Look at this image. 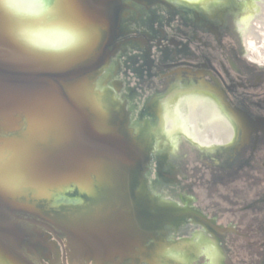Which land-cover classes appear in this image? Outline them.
<instances>
[{"label":"flooded vegetation","instance_id":"af4514ba","mask_svg":"<svg viewBox=\"0 0 264 264\" xmlns=\"http://www.w3.org/2000/svg\"><path fill=\"white\" fill-rule=\"evenodd\" d=\"M188 1L124 0L108 46L117 88L104 87L120 107L129 100L124 138L138 157L128 180L118 178L130 198L117 213L135 231L139 217L150 242L158 232L175 241L162 254L172 264H264V238L248 234L264 233V7L244 15L237 0ZM219 29L220 47L201 38L220 40Z\"/></svg>","mask_w":264,"mask_h":264},{"label":"water","instance_id":"95a60500","mask_svg":"<svg viewBox=\"0 0 264 264\" xmlns=\"http://www.w3.org/2000/svg\"><path fill=\"white\" fill-rule=\"evenodd\" d=\"M70 1L86 23L101 29L103 39L91 55L79 62L62 66L60 63L56 65L47 62L45 55L28 54L26 49L31 51L29 47H22L24 42L19 40L21 38L17 33L12 34L8 58H0V115L6 117L2 133L5 132L4 135L7 136L23 132L24 130L16 129L26 124L24 119H27L30 109L59 101L72 115L73 138L63 149L47 153L41 158L37 166L40 176L49 181L70 182L85 173L87 164L104 160L123 167L125 171L119 174V179L128 180L131 172L137 170L135 163L138 157L129 149V141L124 138L126 131L121 134L98 131L93 124L94 117L78 105L71 93L75 86L87 84L89 81L95 83L99 93L101 86L117 88L115 82H111L113 72L107 66L113 57L108 46L116 36V27L124 19V0ZM237 1L245 8L244 15L251 13L255 6L260 9L264 7V0ZM81 3L86 4L87 8L79 7ZM257 17L259 15L255 14L254 19ZM0 19H3L1 13ZM0 34L3 32L0 31ZM36 58L44 60L39 61ZM114 98L119 101L116 94ZM124 106L122 103L119 112V121L122 123L127 112ZM11 125L13 129H10ZM127 129L125 123V130ZM121 185L125 187L126 184ZM118 189L120 191L119 186ZM120 195V198L125 197L123 193ZM50 198L44 201L48 207L41 208L26 194L11 195L0 187V264H46L42 257L50 261V264H57L54 262L58 257L56 244L47 239L50 238L47 234L44 237L48 232L54 236L65 253L68 251L73 259L71 264L110 262L116 258L124 259L125 254L135 253L138 254L137 263L142 260L148 264L173 263L172 258H162V254L172 247L178 250V244L175 241H167L162 237L164 233L160 232L157 234L159 237L152 235L150 242L146 237L149 230L147 233L142 231L145 227L138 220L139 217L135 231V224L130 221L129 215L117 213V210H123L122 207H117L116 211L96 219L90 215L92 221H72L68 216L60 217L61 207H54V199ZM123 203L122 200L121 206ZM104 204H99L90 214L102 209ZM84 210L85 207L77 209L76 214L85 213ZM106 216L108 217L104 219ZM45 251L51 254H46Z\"/></svg>","mask_w":264,"mask_h":264},{"label":"bare ground","instance_id":"6f19581e","mask_svg":"<svg viewBox=\"0 0 264 264\" xmlns=\"http://www.w3.org/2000/svg\"><path fill=\"white\" fill-rule=\"evenodd\" d=\"M49 1L38 0L42 4H49ZM63 1L58 0V4L64 5ZM18 2L19 0H0V13L3 14V19H0V31L9 37L16 33L20 37V34L23 33L24 38L19 40L22 43L24 42L22 47H29L31 50L25 48L29 52L28 54L45 55L47 56V62H53L56 65L59 63L62 65L65 62L66 64L75 63L94 53L98 43L103 39L101 29L86 23L83 18L68 12V9L66 11L65 6L60 9L63 15L69 18H78V23L65 26L56 31L37 30L38 26L35 23L31 9L16 11L9 7ZM69 4L72 5L71 2ZM71 8L74 11L73 5ZM71 8L69 7V9ZM32 24H34L33 27ZM72 48L76 51H70ZM72 53L75 54L72 55ZM28 54L24 53V55ZM36 59L40 61L42 58ZM100 88L101 93L96 91L95 83L89 81L87 84H78L71 93L78 105L94 117L93 124L98 131L112 134L124 133L126 131L125 123L119 121L120 102L114 98L115 94L111 88L104 86ZM27 115V119H24L27 121L26 124L20 125L19 129H16V131L24 130L23 132L11 133L7 136L4 135V132L0 135V143L5 146L4 151L0 153V187L2 190L15 196L26 194L30 200H35V203L41 208L48 207V204L46 205L44 201L50 197H53L54 204L67 203L68 206L63 204L60 206V217L68 216V219L72 221H91L90 211H93L92 207L97 208L101 203L107 202V206L108 203L110 204V208L108 206L107 210L111 209L113 204L121 206L122 200L119 199L118 178L119 174L125 169L110 161L98 160L92 164H87L85 173L70 182L46 181L42 184L41 182L39 184L21 182L19 179L21 175L17 174L15 169H12V164L15 163H12L13 158L17 157V154L19 155L15 149L18 140L21 141L29 137L35 130L46 132V135H43V137H46L44 140H46L47 132L53 129L58 133L57 140L62 142V147L63 144L66 147L73 138L72 115L64 109L59 101L35 106L27 112ZM9 127L11 129L12 125ZM38 138H40V134L37 136ZM68 186L69 189H67ZM58 192L60 193L58 194ZM66 196H69V198L66 199ZM82 207H85V213L76 214L77 209Z\"/></svg>","mask_w":264,"mask_h":264},{"label":"rangeland","instance_id":"374dc122","mask_svg":"<svg viewBox=\"0 0 264 264\" xmlns=\"http://www.w3.org/2000/svg\"><path fill=\"white\" fill-rule=\"evenodd\" d=\"M69 2H71V1L70 0H64L63 1V4L65 6L66 11L68 9V12H71V13L75 14L77 17L81 18L74 8H73L74 11L72 10V8H71L72 5L69 4ZM51 4H58V0H50L48 5H51ZM69 7L71 9H69ZM218 13H220V12H218ZM220 15H221V13H220ZM241 28H243V27L239 26V30ZM219 32H220V35L222 36V38L220 40H218V38H216L214 35H209L208 33H200V35H201V38L203 40H205L207 42H211V45H213L214 47H220L218 45L219 43L221 45H223L225 43V38H224L225 31L223 29H219ZM247 38H248L247 44H249L250 47L254 48L255 47L254 46L255 45L254 40L256 41V39H257L256 36L249 33V34H247ZM262 39H264V37ZM72 50H74V48H72L70 51H72ZM257 50H258V48H257ZM261 50L262 49H259V53H258L260 57L262 55L264 56V52H261ZM74 51H76V50H74ZM74 54L75 53H72V55H74ZM260 54H262V55H260ZM260 61L261 60H259V62ZM262 63H264V62H262ZM65 64H66V62H65ZM65 64H62V66H64ZM119 76L121 77L122 80L125 78L122 72H119ZM125 87L126 86H124L121 89L120 94H122V96H123V93L127 94V90L125 89ZM145 97H146V95L143 96L142 101L145 99ZM122 102L126 105V108L129 109L128 98L127 97L124 98L122 100ZM141 105L142 104H140V106ZM35 131H38V132H35ZM35 131H34L35 133L33 132V134L30 135L29 137L22 139L21 141L18 140V142L15 146V149L18 151L19 155L17 154V157L13 158L12 163L13 162H15V163L14 164L11 163V164H12V169H15L17 171V174L21 175L19 177L21 182H25V183L29 182V183H37V184H39L41 182V184H42V183H45L46 181L48 182L49 180H46L40 176V174L37 170V166H38L39 161L41 160V158L45 154L52 153L54 151H58V150L63 149L65 147V144H63V147H62V144H61L62 142L57 140L58 139V133L55 131V129L47 132V139L46 140H44L46 137H43V135L46 132H41L39 130H35ZM39 134H40V138L37 139V136ZM155 176H156V172H155V170H153L152 177H155ZM122 187H124V186L120 185V190H122ZM120 194H121V192H120ZM123 194L125 196V204L122 208H124V209L128 208L129 209V198H130L129 186L126 187V190L124 191ZM120 200H123V198H121ZM108 206L110 208L109 203H108ZM108 206H107V202H106L102 206V209H99L98 211H94V213H91L90 215L92 216V218L96 219L98 217H102V216L108 214L110 211H116V209H117V207L113 204L112 208L109 209L110 210L109 211V210H107ZM108 216H106L104 219H106ZM262 221L264 222V219ZM190 226H192V225H190ZM248 234H249V237L259 236V239L264 238L263 237L264 233L257 234L255 232H250ZM190 236H191V232H189V234H187V235H184L183 237L190 238ZM178 238H176V239H178ZM250 240H251V238L249 239V241ZM53 242H55V241L53 240ZM64 243L66 246L65 241H64ZM55 244H56V251L58 254V257L55 258L56 263L57 264H63V262H64L67 264H71L72 260H73L72 257L68 253L65 256L62 252V248L60 247V245L57 243H55ZM42 258L44 259V261L46 263L50 264V261L45 260V257H42ZM137 261H138V254L136 255V253H135V254H125L124 259L116 258L115 261L99 262V263L98 262L94 263L93 261H90L87 263V261H86V263L87 264H148L144 260H142L138 263H137ZM205 262H206L205 259H199L196 262V264H205Z\"/></svg>","mask_w":264,"mask_h":264},{"label":"snow or ice","instance_id":"6c2138e0","mask_svg":"<svg viewBox=\"0 0 264 264\" xmlns=\"http://www.w3.org/2000/svg\"><path fill=\"white\" fill-rule=\"evenodd\" d=\"M64 5L62 4H42L38 0H19L15 5H10L16 11L31 9L32 15L34 17L35 23L38 26L37 30L40 31H56L68 25H73L78 23V18L76 17H66L60 11ZM81 8H87L86 4L81 3L79 5ZM20 38H24V34H20ZM11 39L6 34H0V58L7 59L9 55V49L11 47ZM6 123V117L0 115V135H2V130L4 124ZM5 149V146L0 143V153Z\"/></svg>","mask_w":264,"mask_h":264}]
</instances>
